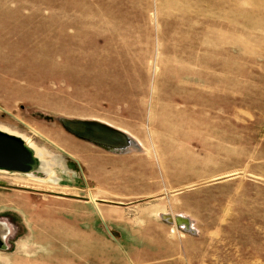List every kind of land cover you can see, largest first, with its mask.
<instances>
[{"label":"rangeland","instance_id":"1","mask_svg":"<svg viewBox=\"0 0 264 264\" xmlns=\"http://www.w3.org/2000/svg\"><path fill=\"white\" fill-rule=\"evenodd\" d=\"M36 112L105 123L130 144L102 148ZM0 130L49 173L0 171L12 184L0 203L43 189L62 223L90 200L123 231L121 264H264V0H0ZM0 214L13 228L0 264H21L18 213ZM48 235L31 251L42 264L121 259Z\"/></svg>","mask_w":264,"mask_h":264},{"label":"crops","instance_id":"2","mask_svg":"<svg viewBox=\"0 0 264 264\" xmlns=\"http://www.w3.org/2000/svg\"><path fill=\"white\" fill-rule=\"evenodd\" d=\"M51 166L50 176L52 177L54 174L58 173V166L54 165L53 162H48ZM75 164V163H73ZM61 173V172H60ZM57 175V174H56ZM59 176V174H58ZM50 178V177H49ZM56 178V177H54ZM7 186H11L12 184L6 183ZM55 184L51 185L54 188ZM56 187V186H55ZM27 188V189H26ZM31 189V190H28ZM43 189L25 187L23 188V192L26 195V201L20 202L19 204L12 203L11 201L8 204L0 203V212L14 211L18 213V228L19 234L17 237V242H15L17 249V257L21 264H42V260L36 258L32 254V248L34 249L38 247L39 241L42 240L43 233H48L49 235L46 238L54 239L59 238V235H62V238L73 239V240H82L88 242V245L93 248H100L98 250V254L90 255V260L96 261H106L108 260V256L106 254V248L109 244L111 249L116 250L118 248L117 243L114 239L117 238V234H119L120 238L122 236L123 231L118 230L116 225L115 217L109 214V211L106 209H97V206L91 205L92 202L89 200H77L74 199L70 203L71 207H75V202H84L83 204L90 205H77V208H92L90 212L76 211L75 221L60 222L59 217L57 216L56 211L53 210L52 206H45L44 201L42 199ZM51 194H60L57 189L46 190ZM53 196V195H52ZM59 197V196H58ZM52 202V201H50ZM101 205V204H100ZM100 211V214H99ZM0 219H7L4 215L0 214ZM10 221V218H9ZM11 223V222H10ZM60 224H63L61 230L59 229ZM109 225L113 231L110 232ZM115 225V226H113ZM12 227V226H11ZM114 234V238L110 237V235ZM13 245L10 244L8 250H0L3 254H10ZM119 250V248H118ZM119 257L121 259H117L116 253L110 256V264H121L122 263V252L119 250ZM33 256L35 258H33ZM75 257V256H71ZM51 261L55 258H60L58 254L51 253L50 254ZM88 258V257H87ZM24 261V262H23ZM34 261V263H32Z\"/></svg>","mask_w":264,"mask_h":264},{"label":"water","instance_id":"3","mask_svg":"<svg viewBox=\"0 0 264 264\" xmlns=\"http://www.w3.org/2000/svg\"><path fill=\"white\" fill-rule=\"evenodd\" d=\"M39 118L60 123L70 134L105 149L123 147L125 133L96 120L54 117L42 112L35 113ZM0 171L19 173L34 178L46 179L49 175L46 163L38 152L19 135L0 130ZM1 186H6L0 181ZM13 228L5 220H0V250H8V239Z\"/></svg>","mask_w":264,"mask_h":264},{"label":"bare ground","instance_id":"4","mask_svg":"<svg viewBox=\"0 0 264 264\" xmlns=\"http://www.w3.org/2000/svg\"><path fill=\"white\" fill-rule=\"evenodd\" d=\"M126 138H127V136H126ZM128 144H130V143H128V139H127L125 146H123V147H119V146H117V147L114 148V149H121V148H124V147H126ZM167 217H169V216H167ZM169 218L171 219V217H169ZM173 220H174L176 223H183V224H184V223H185V224L188 223L186 226L189 227V228H190V226H191L190 221L187 222V220H186L185 217H182V216H180V217H174ZM177 220H178V221H177Z\"/></svg>","mask_w":264,"mask_h":264}]
</instances>
